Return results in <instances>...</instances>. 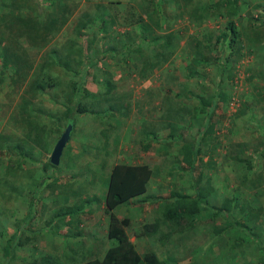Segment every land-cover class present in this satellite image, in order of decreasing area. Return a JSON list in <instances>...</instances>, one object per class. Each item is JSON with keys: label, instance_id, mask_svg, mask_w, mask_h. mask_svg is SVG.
I'll return each mask as SVG.
<instances>
[{"label": "rangeland", "instance_id": "374dc122", "mask_svg": "<svg viewBox=\"0 0 264 264\" xmlns=\"http://www.w3.org/2000/svg\"><path fill=\"white\" fill-rule=\"evenodd\" d=\"M263 8L264 0L234 8L225 0H0V264L101 258L112 244L109 172L127 160L152 169L148 196L115 212L126 215L140 254L147 243L163 264H262ZM230 21L233 47L219 38ZM37 81L53 86L36 89ZM75 102L93 112L75 114L59 164L48 166ZM183 144L197 149L193 165ZM200 189L209 193L198 204L183 200ZM226 200L230 211L219 212ZM174 204L183 224L162 221L145 234Z\"/></svg>", "mask_w": 264, "mask_h": 264}, {"label": "trees", "instance_id": "16d2710c", "mask_svg": "<svg viewBox=\"0 0 264 264\" xmlns=\"http://www.w3.org/2000/svg\"><path fill=\"white\" fill-rule=\"evenodd\" d=\"M238 0H225L228 6H232L237 3ZM260 8V5H257ZM264 12V8L262 9ZM57 18H52L49 23L44 25V31L47 33H53L55 28ZM171 35H168L167 43L171 40ZM223 42L228 41L229 47H233L238 40V31L234 22L230 21L227 24V31L223 32L219 37ZM220 40V39H219ZM201 61V59H196L195 62ZM95 62V60L93 61ZM69 59H63L59 61V64L69 69ZM36 89L44 90L46 88H51L53 84L48 81H37L34 85ZM72 89L79 96L80 92L83 90L82 83H73ZM203 108L208 105L206 101H201ZM213 109V108H212ZM93 111L86 105H82L79 102H75L70 106L66 107L65 116L67 117V122H71L73 125L75 123V114H85L92 113ZM211 112V109H210ZM210 114V113H209ZM67 123V124H68ZM147 136L150 137L148 134ZM21 148L25 156L29 153L26 149L19 143L14 145V148ZM183 150L185 152V158L187 159L188 165H193L196 160L197 149L193 145L183 144ZM48 166H53V164L48 160ZM47 169V167H45ZM152 177V169L147 164H126V163H116L114 164L109 172L107 189L104 197L105 212L109 217L108 224V237L112 241V244L108 247L101 258H93L84 261L81 264H163L162 260L159 259L157 254L152 250L149 244H146V248L143 254H140L131 241L126 227L129 225V221L126 217L119 218L115 213L114 209L121 204H132L135 199L147 190L148 182ZM208 190L200 189L197 191L194 197L182 196L183 200L189 204H198L203 198L206 197ZM93 199H85L83 202L88 203ZM83 203L78 207H67L62 209L55 217H65L71 215L75 210L83 207ZM231 203L230 200H226L224 205L217 207L219 212L230 211ZM164 219L159 221L158 219L152 223L145 224L143 226L144 233H157L161 227V222H172V224L179 226L183 224L186 220V216L182 213L181 207L177 204L167 207L163 212ZM216 214V213H215ZM16 239V235H12L7 240V246L4 251L6 257L10 256L11 246ZM51 257L43 256L40 259V264H50ZM264 264V262H260Z\"/></svg>", "mask_w": 264, "mask_h": 264}, {"label": "water", "instance_id": "95a60500", "mask_svg": "<svg viewBox=\"0 0 264 264\" xmlns=\"http://www.w3.org/2000/svg\"><path fill=\"white\" fill-rule=\"evenodd\" d=\"M72 128L73 124L69 122L55 142L49 157V160L52 164H59L63 149L70 138Z\"/></svg>", "mask_w": 264, "mask_h": 264}, {"label": "crops", "instance_id": "0c3cea01", "mask_svg": "<svg viewBox=\"0 0 264 264\" xmlns=\"http://www.w3.org/2000/svg\"><path fill=\"white\" fill-rule=\"evenodd\" d=\"M71 135V134H70ZM148 135V134H147ZM146 135V136H147ZM151 137V136H150ZM147 138H149V136H147ZM116 163H126V164H145V163H142V162H139V163H136V162H130L129 160H127V161H118V162H115V164ZM147 192H148V185H147V190H146V192L144 193V194H142L141 196H139V197H137L136 199H135V201H134V203H132V204H128V205H130V206H135V205H138L139 204V202L140 201H142V200H144V198H146L147 196H148V194H147ZM119 207V206H118ZM117 208V207H116ZM116 208L114 209V213L116 212ZM126 216V215H125ZM124 216V217H125ZM128 217V216H127ZM146 244L147 243H145V248H146Z\"/></svg>", "mask_w": 264, "mask_h": 264}]
</instances>
